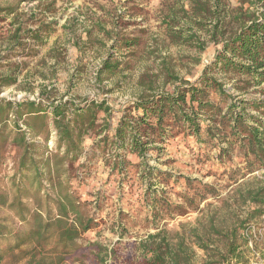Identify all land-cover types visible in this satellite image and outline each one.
Wrapping results in <instances>:
<instances>
[{
  "label": "trees",
  "instance_id": "obj_1",
  "mask_svg": "<svg viewBox=\"0 0 264 264\" xmlns=\"http://www.w3.org/2000/svg\"><path fill=\"white\" fill-rule=\"evenodd\" d=\"M238 2L241 12L234 15L231 0H190L183 16L197 25H211L210 39L221 44L216 54L195 80L172 76L171 90L152 88L141 94L115 126L110 120L113 109L104 99L78 102L45 90L37 99L11 100L1 94L18 84L20 67L0 75V239L11 241L0 247V264L24 260L25 264H73L79 252H92L93 264L243 261L236 235L227 237L223 253L211 247V238L207 240L198 227L187 229V223L174 234L168 229L149 233L124 255L120 254L121 242L111 246L99 241L84 243V234L98 226L94 208L105 196L98 191L94 199H83L79 190L89 182L95 161L100 159L109 174L118 178L120 188L125 189L130 180L142 184L144 204L156 216L174 219L201 213L208 197L227 204L214 184L183 175L180 182V176L174 178L151 164L167 156L172 140L194 138L199 154L211 162L209 168L216 172L224 168L222 173H228L233 183L243 180L240 187L251 180L257 182L256 188L240 189L237 194L242 203L258 206L255 214L264 212V181L257 176L246 178L264 169V99L235 95L264 84V0ZM11 7L0 5V20L15 12ZM171 18L173 24L181 25L178 17ZM49 25L41 22L32 31L33 38L44 42L42 31L48 33ZM20 30L21 25L16 31ZM183 31L171 28L169 33L179 40ZM123 44L131 47L139 41ZM118 66L106 60L100 73H112ZM226 79L231 80L230 87ZM93 136L91 149H87L85 143ZM235 157L241 166H235ZM171 180L184 187L175 200L161 187Z\"/></svg>",
  "mask_w": 264,
  "mask_h": 264
},
{
  "label": "rangeland",
  "instance_id": "obj_2",
  "mask_svg": "<svg viewBox=\"0 0 264 264\" xmlns=\"http://www.w3.org/2000/svg\"><path fill=\"white\" fill-rule=\"evenodd\" d=\"M0 5H12L15 10L0 20V75L18 67L21 70L18 84L5 88L1 96L11 100L37 99L50 90L52 96L70 97L78 102L104 99L113 109L110 118L113 126L130 102L141 94L152 88L171 90L172 76L195 80L221 45L210 39V24L197 25L183 16V9L190 8V0H0ZM231 6L234 15L241 12L238 0H231ZM172 16L178 17L181 25L173 24ZM41 22H51L48 33L42 31L44 42L32 36ZM19 25L20 32L16 31ZM171 28L183 29L179 33L182 38H172ZM127 41L139 44L124 46ZM106 60L118 64V68L112 73L107 70L100 73ZM225 82L228 87L232 84L230 79ZM237 94L247 99H264V84ZM94 138L86 141L87 149H91ZM199 151L194 138H177L169 145L167 156L159 162L153 159L151 164L172 173L174 178L183 175L214 184L221 197L228 199L227 204L208 197L201 204V213L191 212L174 219L156 216L144 204L141 183L130 180L125 189L120 188L118 178L110 175L98 159L89 182L79 190L83 199H94L98 191L105 199L97 207L95 203L92 205L97 208L94 210L98 226L84 234L83 242L99 241L107 246L121 242L120 254L124 255L149 233L168 229L174 234L181 224L187 223V229L198 227L207 240L211 238V247L216 250L217 246L223 253L227 237L236 235L243 259L239 264H264V212L255 214L258 206L249 207L237 194L240 189L256 188L257 182L251 180L240 187L243 180L233 183L228 173H222L224 168L217 172L209 168L211 162H206L208 159ZM240 162L235 157V166L238 163L241 166ZM255 176L263 182L264 169L246 178ZM180 182L174 184L171 180L161 187L175 200L176 194L184 189ZM9 222L18 226L12 218ZM10 242L0 239V247ZM91 253L74 255L73 264H93Z\"/></svg>",
  "mask_w": 264,
  "mask_h": 264
}]
</instances>
